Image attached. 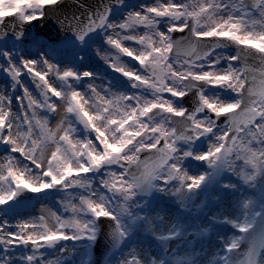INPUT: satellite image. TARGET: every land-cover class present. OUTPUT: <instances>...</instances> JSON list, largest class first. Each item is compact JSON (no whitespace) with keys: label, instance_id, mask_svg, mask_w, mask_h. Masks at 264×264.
Instances as JSON below:
<instances>
[{"label":"snow or ice","instance_id":"snow-or-ice-1","mask_svg":"<svg viewBox=\"0 0 264 264\" xmlns=\"http://www.w3.org/2000/svg\"><path fill=\"white\" fill-rule=\"evenodd\" d=\"M0 77V264H264V0H0Z\"/></svg>","mask_w":264,"mask_h":264},{"label":"water","instance_id":"water-1","mask_svg":"<svg viewBox=\"0 0 264 264\" xmlns=\"http://www.w3.org/2000/svg\"><path fill=\"white\" fill-rule=\"evenodd\" d=\"M8 19H11V17H9ZM33 23H36V22H33ZM37 28L40 31L41 35L51 36L54 39L56 38V30H55L54 25H52L51 23L43 29H39V25H37ZM97 247H98V251L102 253L103 252V239H101Z\"/></svg>","mask_w":264,"mask_h":264},{"label":"rangeland","instance_id":"rangeland-1","mask_svg":"<svg viewBox=\"0 0 264 264\" xmlns=\"http://www.w3.org/2000/svg\"><path fill=\"white\" fill-rule=\"evenodd\" d=\"M92 65L96 66L97 68H100L101 71L103 72V61H100L98 57H95L93 54L92 58L89 61ZM0 82H2V77H0ZM99 83V81H97ZM58 199V198H56ZM53 206V205H50ZM39 214V205L36 206V209L32 212V215H38ZM226 234H230L227 229H225Z\"/></svg>","mask_w":264,"mask_h":264}]
</instances>
